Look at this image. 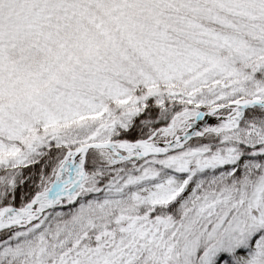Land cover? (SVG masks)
I'll return each mask as SVG.
<instances>
[{"label":"snow or ice","instance_id":"6c2138e0","mask_svg":"<svg viewBox=\"0 0 264 264\" xmlns=\"http://www.w3.org/2000/svg\"><path fill=\"white\" fill-rule=\"evenodd\" d=\"M0 264H264V0H0Z\"/></svg>","mask_w":264,"mask_h":264}]
</instances>
